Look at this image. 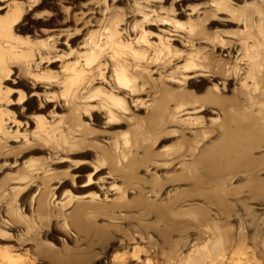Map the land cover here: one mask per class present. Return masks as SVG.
<instances>
[{
    "label": "bare ground",
    "instance_id": "obj_1",
    "mask_svg": "<svg viewBox=\"0 0 264 264\" xmlns=\"http://www.w3.org/2000/svg\"><path fill=\"white\" fill-rule=\"evenodd\" d=\"M37 1L38 0H27L25 2L27 3V5L30 4L29 6L32 5L31 7H33V6L37 5V3H36ZM216 1H218V0H216ZM0 2H2V0H0ZM25 2L24 3H16L13 0H10V2H9V0H7V2L4 3V4H6V6L0 8V11L1 10H7L5 12L6 17L0 18V31L2 33L15 35V32H14L15 23H16V20H18V18L22 15L21 10H22V6L25 4ZM134 4H133V6H134ZM139 7H136L134 12H132V13H133V15L140 17V20H136V19H132L131 21L124 20L123 17L125 15H121V16L119 15L120 16L119 18H117L118 16L116 18L114 16V18H115L114 19L113 16H111L112 12H111V14L109 13L110 17L108 16V18H105L104 19L105 23H104V25L102 24L104 30L102 31L103 28L100 29V31H102V32L98 33V34H96V32H91L92 37L90 38L89 41H87L85 43V48L83 49L84 50L83 53L81 55L77 56V58L75 59V61L73 63H71L69 65L66 64V65H63L61 67V68H63V71H62L63 76L62 77L60 76V78L57 75H54L49 70L39 69L40 64H45V65L47 64L48 66L52 65L53 63H55V59L57 58L56 54H53V52H50V53L48 52L49 54L52 53L51 56L49 54H47L45 56L43 54H41V47H40L41 43H39V45H38V48L40 47L39 51L36 50L38 53L33 51V50L32 51L31 50L24 51V52L22 50L20 51V49H23V48H20V46L18 44L17 45L19 46L20 49H17V50L11 46H6L5 44H4L5 46L2 44L0 45V102L6 101L5 103H3L6 106L7 105H9V106L17 105L18 101L22 98V97H20L19 99H17V102H14V100H13V102L9 101L8 96L11 92L9 90H4V88L1 87L2 81L5 82L8 79H10L8 77L11 73V68H12L11 66H15V67L20 68V70H19L21 72L20 73L21 74L20 79L24 80L26 78L27 80H30V81H27V83L29 85L31 83L35 82L33 84L35 87H38V89H39V87L42 88L41 87L42 82H43V84L46 83L43 86H46L47 83L48 84L50 83L51 87H52V84H53V88H54V83H56V85L59 84V86H61V89H58L59 94L56 95L55 93H53V94L46 93L45 94L46 97L45 96H43V97L47 103H52L53 101H55L56 98H58L57 100L60 99L61 101L63 99V102H62L63 105L59 106L57 103L56 107L57 108H61V107L64 108V107L68 106L67 114L69 113V115L71 116V117H69L70 119L66 118L69 120H66L64 116L61 117V118H59L58 122L54 123L53 125L50 124L51 122H48V121L46 122V120H44L42 117L41 118L37 117L36 131L32 132L30 136H28L26 134L25 135H19L18 134L19 132L17 131V129H18V127H20V125L18 126V123H15V121L14 122L9 121L10 123H14V126L15 125L18 126V127L16 126V130L10 131L11 127H9V125L6 126V124H5V121L9 120V117H10L9 112L5 108L0 107V155L3 154V152L1 153V151L4 148V144L6 143V140H8V139L12 140V138L13 139L21 138V140L25 143L24 146H26V144L28 142H30V140L32 141L31 143H33V141H42L43 143L49 145L50 149H53L56 153L65 152V154H66V152L68 154L69 152L73 151L75 149V147H73L74 148L73 150L72 149L70 150V148L73 145L76 146V144L78 142L81 143V141H82L81 146H79L80 143L77 144L78 147H82L83 144H85V143H90V145L87 144L86 148H89L88 146H90L92 149L94 148L95 151L97 152L98 157H99V159L98 158L97 159H98V162H100V164L97 163V165H101V164L103 165L105 163L108 165L109 169L107 171V175H108L109 179L114 180L113 177H114L116 172H123L125 177L129 178L131 176L130 174H132V172L130 173L132 166L134 169L136 168L135 167L136 165H133V163L135 161L134 159L136 158L135 154L132 156L130 155V158H129L128 157L129 153L127 154V152H126V150H124V148H122V150H121L119 148L120 145L118 147V144L115 145V143H114V145L116 147L115 150H117L118 153H120L119 157L120 158L121 157L127 158V159L129 158L128 164L125 166V170L119 171L117 168H115L114 163H113V160H115V158L107 151V149L105 147L99 146L98 144H94V142L91 144V142L87 141V137L93 135L94 131H93V128L90 126V124H86L84 121L81 122V119H80L81 113L80 112L82 111V118L88 117L87 115H90L91 118H93V120L102 118L105 121L104 124H106V123H109V124L120 123L121 124L123 119H125V121L126 120L130 121V122L132 121L131 125H129L130 129H128V131L130 130L131 133L134 132L133 135H136V136H133V137H136V138H137V136L139 137L142 134L141 131L145 132L143 134L145 136L147 134H149V137H151V139L153 138L152 136L161 137L160 135H162L164 133V131L167 134L166 131L168 130V127L170 126V127H173V129L175 128L173 134L177 133V135H178V138L177 137L176 138L179 141V143L177 145L179 147V149H177V148L175 149V151L177 150L176 151L177 154H175V151L172 152L176 156H173L172 154H170L172 156L168 155L167 158H165L167 153L166 154L164 153V155L160 154L158 156L156 155V152H155V155L151 154V151H152V153H154L153 150L150 151L148 148H145V147H148L149 144H151L149 142L148 146H145V147L143 146V148L147 149L148 151H146V150L144 151V149L142 150L138 145L140 150H142L144 152L141 155L142 157L140 156L138 159L136 158V160L140 159L139 161L142 164H145V166H147L146 163L149 164V162H152V165H154V164L157 165L156 163L160 162V164L163 165L161 167V169L164 168V166H167V168H168V166H171V165H174V166L178 165V167L175 166L178 169L180 167V170H181L180 175H177L178 179L180 181L185 180V181H187L186 183H188V181H190L191 186H189V187L190 188L192 187V189L195 191V195H197V197L198 196L201 197L203 199V201L207 203V205H210V207H211V205L218 207L216 209V211L218 210V213L221 216L228 219L227 217L229 215L230 206H232L233 203L230 200L231 201L230 202L231 205H230V203H228V201H227V197L229 198L230 195H233V196L235 195L236 197L239 198L240 195L238 196V194L240 192H238V191L241 190V188L239 187L240 185H243L245 183L244 185H246V188H247L246 191L248 190L249 192H254V193L257 192L258 193V191H260V190L261 191L263 190V192H264V178L260 177V174H262V171H264V161H263L264 159H262L263 156L260 157V155H259V157L254 156V152L256 150H257V152H259L262 147L264 148V9H259L256 11V13L254 11L253 13L256 14L254 17L249 16V18H248L247 15L245 14L246 17L248 18L246 21L248 23H250L249 30L247 29L245 31V34L241 38H239V40H236L235 43L232 42L234 40H230V39L225 40V39L221 38L222 36L221 37H219V35L216 36V34H217L216 32H215L216 34L213 35V34H210L206 31L200 29L201 26L198 23H196L197 20L196 21L192 20V19L187 20L188 19L187 17H185V18H187L186 19L187 23L181 24L180 26H178L179 29L178 28L175 29L174 27L168 29V31H167L168 37H164L163 35H161L158 38L155 37L156 41L152 42L149 40L151 34L148 33L147 31L143 30V26H144V24H149V23H151L150 25H153L154 23H157L158 25H163L162 23L168 19V17H166V13L164 14V12H166V11L163 12V10H162L163 7H162V9L160 7L159 11L158 10H145L146 8L145 7L143 8V6L140 8ZM132 8L133 7L130 8L131 11H132ZM170 9H172V8H170ZM128 10H129V8H128ZM191 10H194V9H191ZM191 10H190V16L192 13ZM226 10H227V8H226ZM118 11H120V13L125 12V10L124 11L118 10ZM131 11L129 10L128 13H130ZM160 11L163 12V14L165 16H163L162 13H161L162 14L161 15ZM235 11L229 12L232 17H236ZM248 12L249 11H247V13ZM120 13H118V14H120ZM128 13L126 15L128 17H130L128 15ZM171 13L172 12H170V14ZM194 13L196 14L197 12H194ZM172 14H174V13H172ZM133 15H131V16H133ZM186 15H188V17H189V14H186ZM204 15L206 16V15H208V13H204ZM127 16H126V18H128ZM167 16H168V14H167ZM196 16H197V14H196ZM182 17H183V15H182ZM193 17L194 16H192V18ZM241 17H243V16H241ZM243 19L244 18H241V20H243ZM102 21H101V23H102ZM243 24H244V22H243ZM198 25L200 26V28ZM176 26H177V24H176ZM60 32L58 34H60ZM5 34H4V36H5ZM8 39L10 40V39H12V37L10 36V38H7V41L5 38V41L8 42L9 41ZM16 39H18V38H16ZM49 39L50 40H47L49 43H46L43 45L46 48H48V50H49V48L54 49V46H53L54 42L58 38H56V37L54 38V36H53ZM12 40H14V37ZM5 41H4V43H5ZM14 42H15V40L13 41V43ZM16 42L18 43L19 39ZM174 43L179 45L182 49H178L177 47H175ZM14 47H17L15 43H14ZM53 51H55V50H53ZM220 51H221V54H218V53H220ZM222 52H225L226 55H223ZM36 61H38V62H36ZM48 66H46V68ZM149 66L155 68V70H160V71H158L159 74H157V78L151 77V73H155V72L152 70V68L150 69ZM105 71H106V74H105ZM66 72H67V75L64 76V73H66ZM152 76H153V74H152ZM31 80L33 82H31ZM198 80L202 83V85H199V91L201 90L202 94H197L196 92L191 90V87H193L194 84L196 82H198ZM10 81L12 83H15V82L18 83L19 80L14 82L12 79ZM218 81L220 83H218ZM40 83H41V85H40ZM103 84H105V85L103 86ZM95 85L96 86L99 85V86L96 87ZM232 85H233V87H234V85L236 87L232 88ZM172 86H175V88ZM230 86L233 90V91L231 90L232 95H224L226 92L230 91V89H229ZM30 88H32V86H30ZM43 88L45 89V87H43ZM67 90H69V92L71 93V94H69L71 99H69V96L66 93ZM124 93L126 94V96L129 97V98H127V100H126V96L124 95ZM71 95L73 96V98ZM140 95H142V96L145 95L148 98V100L143 101L144 99L142 100V98L139 97ZM31 96L38 98L39 95L36 92H34V93H32ZM91 103H94L95 105H92ZM130 105H132V107H134V106L137 107V109H138V107L145 105V107L147 108V109H145L147 111L145 114V117H143L142 120H139L136 117H134L132 114V115H129L128 117L125 116V118H124V114L126 112H129V107H131ZM133 111H137V110H133ZM66 117H68V116H66ZM89 119H90V117H89ZM130 122L128 124H130ZM166 127H167V129H166ZM132 130H134V131L132 132ZM168 131H170V130H168ZM138 132H140V135ZM128 134H130V133L128 132ZM170 134H172V133H170ZM170 134H168V136ZM19 136H21V137H19ZM165 136H167V135H165ZM142 138H144V137L142 136ZM138 139L140 140V137ZM147 139H145V141H144V139L142 140V141H144V145L147 143L146 142ZM154 139L156 140V138H154ZM211 139H213V140H211ZM133 140L135 141V139H133ZM12 141H14V140H12ZM19 142H21V141H19ZM153 142L155 143L154 140H153ZM22 143H20V144H22ZM35 143L38 145L37 142H35ZM39 143H41V142H39ZM139 143H140V141H139ZM139 143H137V144H139ZM142 143L143 142H141L140 144H142ZM154 143H152V144H154ZM11 147L12 146H10V148ZM150 147H151V145H150ZM6 148L9 149L8 146ZM17 148L19 149V147H17ZM21 148H23L22 145H21ZM139 148H138V150H139ZM263 148L261 149V151L263 150L262 152H264ZM47 149H49V148H47ZM75 150H77V149H75ZM135 150H136V146H135ZM8 151H10V150H8ZM8 151H7V153H8ZM14 151H15V149H14ZM7 153L6 154L4 153L3 155L4 156L9 155ZM11 153L12 152L10 151V154ZM51 154H52V152H51ZM131 154H132V152H131ZM3 155L1 157H3ZM50 156L53 157V155H50ZM133 156L135 157L134 159H133ZM161 157L165 158L162 160V162L161 161L157 162L158 161L157 159H156L157 161L154 160L155 158L161 159ZM62 158H64V157H62ZM58 160H61V159H58ZM1 162H3V161H1ZM137 164L140 165L139 163H137ZM155 165H154V168H156ZM159 166L157 165L156 169H160V168H158ZM174 166H172V167L174 168ZM44 168H46V169H35V170H30V172H26L25 170L23 171V170L19 169L22 171V173L21 174L19 173L20 175L18 178L16 176L17 180L22 181V184L26 188L29 186L31 187V185L33 187L36 180L41 179V183H40L41 185L40 186L43 185L44 189L40 188L41 190H43L42 192H40V193H42V194H40V196L35 193V195H37V199L34 200V204H36V207H35L36 210L34 212L38 211L36 213H39V212L42 213L46 209V207L50 206V204H48V206H47V192L50 190H53V189L49 190V188H50L49 184L51 185V182L49 183V181H52V179L49 180L47 178V175H46V177H44L45 176L44 174L46 172L49 173L50 170L47 167H44ZM137 168H136V170H137ZM128 169L130 171H127ZM174 169L176 170V173H177L178 169H176V168H174ZM38 170H40V171L42 170L39 174H43V175H41V176L39 175V177H37V175L35 173L36 176L34 178L36 179V177H37L38 179H36V180L34 179L35 182L32 183L31 181L33 180V176H34L33 173L37 172ZM47 170H49V171H47ZM94 170H95V168H94ZM136 170H134V173H133L135 175H136V172H135ZM21 171H18V172H21ZM174 173L171 174V175H173V176H171V178L174 177L177 179V176L175 177ZM238 173H240V176L244 175L245 180H244V182H242L238 186L240 188V190L237 187L238 191H236V189H234V191H232L229 187L231 185L232 180L237 179V181H238V179H239ZM263 174H264V172H263ZM52 175H53V173H52ZM54 175L56 176L57 174L54 173ZM55 176H53V177H55ZM169 176H170V173H169ZM180 176H181V179H180ZM134 177H135V179H137L136 176H134ZM134 177H132V180L134 179ZM154 177L155 176H152L153 181H151L153 183H154V179H155ZM50 178H52V176H50ZM166 178H170V177H167V175H166ZM87 179H88L87 183H89L90 177H88ZM158 179H160V178H158ZM169 180H171V179H169ZM38 181L40 182V180H38ZM165 181L166 180H164L163 184H161L162 181L159 183H156L157 181L155 180L156 186L158 184L159 188H157V189L159 191H163L162 189H164V186H165L164 184H166V182H167V181L166 182ZM173 181L174 180L172 179V182ZM134 182H135V180H134ZM122 183L127 184L125 182H122ZM153 183H151V186L153 189H151V188L149 189L151 191L157 190V189H154L155 186H153L154 185ZM169 183H171V181ZM176 183H178V182H176ZM182 183H184V182H182ZM20 185H19V187L18 186L14 187L11 190H19ZM38 185L39 184L37 183V186ZM109 185H110V187L106 188V190H105L106 193L108 191H114L115 190V186H111L110 183H109ZM169 185L170 184H168V186ZM244 185L242 186L243 188H244ZM161 186L163 187L162 189H161ZM179 186L180 185H178V187ZM186 186L188 187V184ZM2 187H3V185H2ZM187 187L185 188L186 190H187ZM21 188H22V186H21ZM29 188H27V189H29ZM38 188H39V186H38ZM38 188H37L36 192H38V190H39ZM123 188H125V186ZM2 189H1V191H3V190L5 191V188L3 190ZM41 190H39V191H41ZM177 190H180V189L177 188ZM177 190H176V194H178L180 192L179 191L177 193ZM183 190H184V188L182 189V191ZM123 191H125V190H123ZM184 191H183V193L185 194L187 191L186 192H184ZM248 191L246 193L247 195H249ZM115 192H116V190H115ZM231 192H234V193H231ZM51 193L52 192L50 191V194ZM123 193H121V194H123ZM152 193L154 195L156 192L154 193L152 191ZM160 193L158 192V194H156L154 196H157V195L159 196ZM65 194L67 195L66 192H65ZM148 194L150 195V192ZM190 194H192V193H190ZM190 194L186 198L192 197V196H190ZM240 194L242 196L244 194V192L242 193V191H241ZM246 194H244V195L246 196ZM261 194H262L261 196H264L263 195L264 193H261ZM21 195H22V193H21ZM35 195H33V196L31 195V197H33V199H34ZM66 195H65V197H66ZM171 195H174V193ZM258 195H260V193ZM258 195H256V197ZM0 196H3V194L2 195L0 194ZM38 196H39V198H38ZM49 196H48V198L51 197V196L50 197ZM261 196H259V198ZM145 197H143V198L146 200ZM169 197H171V196H169ZM172 197H174V196H172ZM197 197H196V199H193V197L190 199H193L195 201V200H197ZM199 197H198V200L200 199ZM7 198H8V196H7ZM104 198H106V196ZM171 198H169V199H171ZM183 198L185 200H187L185 198V196ZM246 198H248V197H246ZM252 198H254V200L256 199L255 197H252ZM259 198L257 197L258 200H259ZM1 199H3V197ZM6 199H5V203L6 202L9 203V201H6ZM147 199H149V198H147ZM7 200H9V198ZM79 200H81V199H76L75 202H77V201L78 202L74 203V207H72L73 210H71V212H70V215L72 216V219L74 220V223H76L75 225H77V226H78V224H80V221H81L80 219L82 218L83 215H87V213L90 211H93L94 213H95V211L99 212V208H100V204L95 202V201L98 202L95 194H91V196L87 200V202L85 201V202L80 203ZM118 200H120V199L118 198ZM181 200H183V199H181ZM189 200H187V201H189ZM201 200H199V201H201ZM247 200L249 201L250 199H247ZM254 200H253V202H254ZM31 201H32V198H31ZM66 201H67L66 204H69L72 201V198L69 197V195H68V198ZM122 201H124V200H122ZM173 201H172V203H173ZM199 201H197V202L200 203ZM15 202H14V204H8L9 206L6 209H4V208H2V206H4L2 204L3 202L1 203V201H0V203L2 205V206L0 205V207L2 208V209L0 208V240L1 241L5 240V238L8 235L5 232L6 229H10V228L14 229V227L17 224H19L21 220H23V219H25V217H27V216L23 215V209L21 208V206L16 205ZM48 202H50V200ZM101 202H103V201H101ZM155 202H156V205H159L157 203V201H155ZM165 202H167V201H165ZM175 202H176L175 204H177V201H175ZM189 202H192V201H189ZM263 202H264V199H263ZM117 203L118 202H116L114 200L113 204L115 206L117 205ZM145 203L146 202H144V204ZM153 203H151V205ZM162 203H163V201H162ZM162 203H160V205ZM164 203H163L164 206L162 205L163 207H161V206L156 207V205L154 203V205L156 207V212H157L156 214L159 213L161 216H168L170 208H169L168 204H166V203L164 204ZM172 203L170 206L171 208L173 207ZM179 203H178V205H180ZM192 203H190V205L193 207ZM235 203H238L239 207H240V204H241V206L246 204L245 201L242 202L241 199H239ZM256 203H257V201H256ZM32 204H31V206H32ZM105 204H107V203H105ZM110 204L112 206V202ZM147 204L149 205V202ZM147 204H146V206H147ZM182 204H183V202H182ZM51 205H53V204H51ZM183 205H180V206H183ZM195 205H196V202H195ZM207 205H204V206L206 207ZM29 206H30V204H29ZM176 206L174 205L173 208H175ZM200 206H203L202 203L200 204ZM204 206L201 208H204ZM250 206H252V205H250ZM186 207H188V205ZM235 207H237V206L233 207L234 208L233 211H236ZM253 207L254 206H252V208L245 206L244 211L248 214L250 212H252L251 214H253V210L255 209ZM52 208L55 209V207H53V206H52ZM52 208H51V210H52ZM62 208H63V206L61 207V211L63 210ZM148 208H150V207H148ZM152 208L154 210V206ZM176 208L182 209V207H176ZM194 208H195V206H194ZM197 208H199L198 204H197ZM197 208H195V209L197 210ZM207 208L208 207H206V209ZM190 209H192V208H190ZM206 209L202 210L203 211L202 213H204V211H205V214H206L207 213ZM208 209H211V208H208ZM251 209H252V211H251ZM257 209H258V207H257ZM259 209H260V207H259ZM262 209H264V208H262ZM185 210H187V208ZM188 210H189V208H188ZM188 210L184 211L185 216H186V213L188 212ZM142 211L143 210H141V212ZM170 211H173V210H170ZM175 211H178V213L180 212V214H182V211L180 209H176ZM199 211H201V209H198V212ZM214 211H215V209H214ZM110 212L111 211H109V213ZM208 212H209V210H208ZM236 212H238V211H236ZM94 213H92V214H94ZM171 213H173V212H171ZM178 213H176V214H178ZM188 213H190V212H188ZM33 214L36 215L35 213H33ZM39 214L36 216L39 217ZM45 214H46V216H44V217H47L48 213H46V211H45L44 215ZM51 214H52V211H51ZM142 214L145 215L146 213L142 212ZM176 214L174 213V215H176ZM205 214H204V216H206L208 213L206 215ZM213 214H215V213H213ZM52 215H54V214H52ZM52 215H50V216H52ZM67 215H69V214L67 213ZM89 215L92 218L91 214H88V216ZM210 215H212V214H210ZM220 215H218V216H220ZM237 215H238L237 218H240L239 214H237ZM253 215L259 216L258 213H257V215H255V212ZM40 216H41V214H40ZM171 216H173V215L171 214ZM198 216H200V214H198ZM202 216L203 215H201L199 217L200 220H201ZM209 216L207 215V218H209ZM99 217H100V215H99ZM101 217H103V219H104V215ZM109 217H111V215ZM134 217L137 218V216H134ZM242 217H244V215ZM31 218H34V217H30V219ZM62 218H66V217H62ZM84 218H82V219H84ZM115 218H117V217H115ZM141 218H142V216H141ZM164 218H166V217H164ZM164 218L162 217V219H164ZM175 218L177 219V217H175ZM207 218L205 217V220ZM258 218H260V217H258ZM119 219H121V218H119ZM119 219H118V221H119ZM144 219H145V217H144ZM248 219H250V218L248 217ZM33 220H35V219H33ZM42 220H44V218ZM108 220H110V219L108 218ZM213 220H212V222H213ZM239 220H241V218ZM244 220H247V219H244ZM258 220H260V219H258ZM258 220H256V222H258ZM41 221H38L37 223H39ZM85 221H86V219H85ZM92 221H90V222H92ZM30 222L33 223V221H30ZM66 222H64V223H66ZM163 222H165V221H163ZM170 222H169V224H171ZM178 222H180V220ZM260 222L261 221H259V223ZM24 223H25V221H24ZM108 223L109 222H107V224ZM145 223L147 224L149 222H145ZM159 223H160V221H159ZM194 223H195V221H194ZM194 223H193V225H194ZM90 224H92V223H90ZM195 224H197V223H195ZM241 224L243 226L245 225V223L244 224L241 223ZM253 224L255 225L254 222H253ZM28 225H29V223L26 224L25 227ZM33 225H34V223H33ZM33 225L26 227V229H30V227L32 228ZM35 225H36V222H35ZM43 225L44 224H42L41 227ZM164 225L165 224H163V226ZM171 225H173V224H171ZM242 225H240V226H242ZM45 226H46V224L44 225V227ZM48 226H49V224L47 225V227ZM146 226L148 227L149 225H146ZM157 226H159V225H157ZM160 226L158 228H160ZM243 226L241 227L242 230H244ZM247 226H248V224H247ZM249 226H250V224H249ZM35 227H33V228H35ZM65 227H67V225H65ZM69 227H70V225H69ZM149 227L151 228V224ZM172 227H173V230H172V232H173L174 226H172ZM199 227H200V225H199ZM244 227L246 228V226H244ZM73 228H75V227H73ZM85 228H86V226H85ZM155 228L157 229V227H155ZM155 228H153V230ZM196 228H197V226H196ZM249 228H251V227H249ZM253 228H255V227H253ZM37 229L33 230L34 232L33 231L32 232L37 233ZM140 229H141V227H140ZM168 229L169 228H167V230ZM200 229H202V228H200ZM239 229L240 228H238V230ZM259 229H260V227H259ZM85 230H89V228H87ZM85 230L83 229V231H85ZM165 230L166 229H164V231ZM176 230H179V229H176ZM190 230H192V229H190ZM261 230H262V227H261ZM261 230H259V231H261ZM141 231L142 230H140V232ZM259 231L256 229V232H258L260 234ZM24 232L27 233L26 230ZM7 233H8V231H7ZM25 233H23V235L27 236ZM33 233H31V234L34 235ZM163 233H165V232H163ZM170 233H168V234H170ZM10 234H12V233H10ZM77 234H78V232H77ZM87 234H88V232H87ZM100 234H102V233H100ZM216 234H217L216 232L213 233L212 240H210L211 242L210 241L203 242V244H201L200 246L199 245H193L191 247L192 248L191 251L187 254L180 253V252H182V250L179 251L180 249H178V247H176V249H178V250H175V248H174V250H172L173 252L171 251V249H170L171 252L170 251L169 252L162 251L161 253L164 256L165 260L167 261V263L166 262H164V263L165 264H244L242 261L243 258H241V256L245 255V254L241 250L240 251H238V250L230 251L228 253H225L224 251L219 252V249H221V248H219L218 242H220L221 239L218 238L217 237L218 235H216ZM83 235H84V233H83ZM260 235H262V234H260ZM140 236H141V234H140ZM170 236L171 235H169V237ZM176 236H177V234H176ZM8 237H9V235H8ZM31 237H33V236H31ZM148 237H150V236H148ZM257 237H258V235H257ZM33 238H30V239H33ZM9 239L11 240L12 238L9 237ZM13 239L12 240L15 243V246L17 247V249L22 250V249H24V246L26 244L29 245V243H26L28 240H26V238L24 239L22 235L18 234ZM166 239H168V238H166ZM40 240H41V238H40ZM150 240H152V239L150 238ZM257 240L258 239H256V240L254 239L255 243ZM165 241H164V243H165ZM185 241H187V240L185 239ZM225 241H226V239H225ZM234 242H232V244ZM40 243H42V242H40ZM75 243H76V241H75ZM175 243H176V241H175ZM226 243H227V241H226ZM258 243H259V240H258ZM47 244H49V243H47ZM174 244H172L171 246L175 247ZM182 244H184V243H181V245ZM65 245H68V244H65ZM37 246H39V244ZM37 246L35 247V249L36 248L38 249ZM50 246L52 247V245H50ZM172 247H170V248H172ZM256 247H257V245H256ZM14 249L15 248H12V247L0 249V264H30L31 259L28 257V253H25V257H24V256L20 255L18 252H16L17 249L16 250H14ZM52 249H53V247H52ZM46 250L48 251L47 247L45 248V251ZM23 251L27 252V249L23 250ZM257 252H258V250H257ZM261 252H262V249H261ZM263 257H264V255H263ZM259 263H260V261H259ZM142 264H153V263L151 262L150 259H145V260H143Z\"/></svg>",
    "mask_w": 264,
    "mask_h": 264
},
{
    "label": "rangeland",
    "instance_id": "obj_2",
    "mask_svg": "<svg viewBox=\"0 0 264 264\" xmlns=\"http://www.w3.org/2000/svg\"><path fill=\"white\" fill-rule=\"evenodd\" d=\"M13 1L16 3H24L27 0H13ZM6 2H7V0H2V2H0V8L5 7L6 4H4V3H6ZM9 2H10V0H9ZM36 3H37V5H35L33 7H31L32 5L29 6L30 4L27 5L26 2H25L26 5L24 4L22 6V10H21L22 15L20 14L21 16L18 18V20H16V23H15V30H14L15 35H10L7 33L5 34V33H2L0 31V45L5 44L6 46H11V47L15 48L16 50L23 48V49H20V51L22 50L23 52L29 51V50H31V51L33 50V51L37 52L36 50L39 51V49L41 47V54H43L44 56L49 54L50 52H53V54H56V56H57V58L55 59V63H53L52 65H49V66L47 64L46 65L40 64L39 69L49 70L54 75H57L59 78H60V76L61 77L63 76V72H62L63 68H61V67L63 65H66V64L69 65V64L73 63L75 61V59L77 58V56H79L83 53V51H84L83 49L85 48V43L87 41H89L90 38L92 37L91 32H96V34H98L104 30V28H103V25L105 23L104 19L108 18V16L110 17L111 12H112L111 16H113V18H114V16H115V18L117 16H118L117 18H119L121 15H125L123 17L124 20L131 21L132 19L140 20V17L133 15V13H132V12H134L136 7H139V6L142 7L143 6V8L144 7L146 8L145 10H158V11L160 10V7H161V9L163 7L162 10H163V12L166 11V12H164V14L166 13V17H168V19L162 23L163 25H158L157 23H154L153 25H150L151 23L144 24V26L142 25L143 30H145L151 34L149 40L152 42L156 41L155 37L158 38L161 35H163L164 37H168L167 31L169 28L174 27L175 29H177L178 26H180L181 24H186L187 20L192 19L195 21L197 20L196 23H198L201 26V28H200V26L198 25L200 29H202V30H204L210 34H213V35H215L217 33L216 36H218V35H219V37L222 36L221 38L225 39V40H229V39L234 40L232 42L235 43L236 40H239V38H241L245 34V31L247 29L249 30L250 23H248L246 21L249 18V16L254 17L256 15L255 13L257 10L264 9V0H218V1H216V0H213V1L212 0L211 1L210 0H105V1L104 0H38ZM133 4H134V6H133ZM131 7L134 8V9L132 8V11L130 9ZM128 8L131 11L130 13H128L129 12ZM170 8H172V9H170ZM226 8H227V10H226ZM191 9H194V10H191ZM118 10H121V11L125 10V12L120 13V11H118ZM190 10L192 12L191 16H190ZM6 11L7 10H1L0 11L3 13V15H0V18L6 17V15H5ZM231 11H235L236 17H232L230 15L229 12H231ZM247 11H249V12L247 13ZM254 11H255V13H253ZM163 12L160 11V14L161 13L163 14ZM170 12H172L174 14L171 13L172 14L171 15ZM194 12H197L196 13L197 16ZM118 13H120V14H118ZM127 13L130 17H128L126 15ZM204 13H208V15L205 16ZM164 14H163V16H165ZM167 14H168V16H167ZM186 14H189L190 18ZM245 14L247 15L248 18L246 17ZM131 15H133V16H131ZM182 15H183V17H182ZM126 16L128 18H126ZM192 16H194V17L192 18ZM241 16H243V17H241ZM185 17H187L188 19ZM241 18H244V19L241 20ZM101 21H102V23H101ZM243 22H244V24H243ZM176 24H177V26H176ZM100 29H102V31H100ZM59 32H60V34H58ZM4 34H5V36H4ZM10 36L12 37V39L14 37V40H15L14 43L16 44V46L18 48L14 47V43H13L14 40L10 39L11 40L10 41L8 39L11 43L9 41H8L9 43L6 42L7 38H10ZM53 36H54V38L56 37L58 39L55 40V42H54V45H53L54 49L49 48V50H48V48H46L43 44L49 43L47 40H50L49 38H51ZM5 38H6V41H5ZM16 38L19 39L18 43L16 42L18 40ZM3 40L5 41V43ZM39 43H41V44H40V47L38 48ZM17 44L20 46V48ZM174 45L178 49H182L176 43H174ZM53 50H55V51H53ZM218 54H221V51ZM222 54L226 55L225 52H222ZM49 55L51 56L52 53ZM36 62H38V61H36ZM46 66H48V67L46 68ZM11 67H12L11 73L8 77L10 79H8L5 82L2 81L1 87L4 88V90H9L11 92L8 96L9 101L13 102V100H14V102H17V99H19L20 97H22V98L18 101L17 105H11V106L7 105L6 106L3 104L6 101L0 102V107L5 108L9 112L10 117H9L8 121L7 120L5 121V124H6V126L9 125V127H11L10 131L16 130V126H17V125L14 126V123H10L11 121H13V122L15 121V123H18V126L20 125V127L17 126L18 127L17 131L19 132L18 133L19 135H25L26 134V135L30 136L32 132L36 131L37 117L38 118L42 117L44 120H46V122L47 121L51 122L50 124H52V125L54 123L58 122L59 118H61L63 116L65 117V119L71 117L69 115V113L67 114L68 106L64 107L65 109L62 107L61 108L56 107L57 103L59 106L63 105L62 104L63 99L61 101L60 99L57 100L58 98H56L55 101H53L52 103H47L43 97V96H45L46 93H49V94L55 93L56 95L59 94L58 89H61V86H59V84H57L58 85L57 86L56 83H54V88H53V84H52V87H51L50 83H49L50 85L47 83L46 86H43L46 83L43 84V82H42V85L40 83L42 88L39 87V89H38V87L34 86L33 83H35V82H33L32 80H31V82H33V83H31L29 85L27 83V81H30V80H27L26 78H25L26 80L20 79V76H21L20 73L21 72L19 71L20 70L19 67H15V66H11ZM149 67H150V69L152 68V70L155 72V73H151V77L157 78V74H159L158 71H160V70H155V68H153L151 66H149ZM105 74H106V71H105ZM152 74H153V76H152ZM65 75H67V72L64 73V76ZM12 79L14 82L18 81V80L19 81H18V83L17 82L12 83L10 81ZM218 83H220V82L218 81ZM104 85L105 84H103V86ZM199 85H202V83L198 80V82H196L194 84V86L191 87V90H193L197 94H202V91L201 90L199 91ZM30 86H32V88H30ZM98 86L99 85H97L96 87H98ZM43 87H45V89ZM172 87L175 88V86H172ZM235 87H236L235 85H234V87L232 85V88H235ZM232 88L230 86V88H229L230 91L226 92L224 95H232V93H231ZM34 92H36L39 95L38 98L31 96L32 93H34ZM66 93L68 94L69 99H71L70 95H69L71 93L69 92V90H67ZM124 95L126 96L125 93H124ZM139 97L142 98V100L144 99L143 101L148 100V98L145 95H143V96L140 95ZM72 98H73V96H72ZM127 98H129V97L126 96V100H127ZM91 104L95 105L94 103H91ZM130 106L131 107L128 106L129 112H126L124 114V118H125V116L128 117L129 115H132V114L134 117H136L139 120H142L143 117H145V114L147 112L145 110V109H147L145 107V105L141 106L142 108L138 107V109L135 106L134 107H132V105H130ZM133 110H137V111H133ZM80 113H81V117H80L81 122L84 121L86 124H90V126L93 128V131H94L93 135L87 137V141L91 142V144L94 142V144H98L99 146L105 147L107 149V151L115 158V160H113L114 167L117 168L119 171L125 170V166L128 164V159L130 158V155L132 156L135 154V157L138 159L145 150L148 151L145 148H148L150 151L153 150L154 153H152V151H151V154L155 155V152H156L157 156L160 154L164 155V153L165 154L167 153L165 158H167V156L170 154H172L173 156H176L175 154H177V152H176L177 150L175 151V149L176 148L179 149V147L177 146L179 143V141L177 140L178 135H177V133L173 134L174 129H175V128L173 129V127L169 126L171 129L168 127V130H170L171 132L167 130L166 131L167 134H166L164 131V133L162 135H160L161 137L152 136L153 137L152 139L155 141V143H154L153 140L151 139V137H149V134H147L145 136V135H143L145 132H142V131H141V133H142L141 135H140V132H138L140 135L139 136L140 140L138 139L139 138L138 136H137V138L133 137V136H136V135H133L134 130H132L133 133H131L130 130L128 131V129H130L129 125H131L132 121L131 122L127 121V120L125 121V119H123L121 124L120 123H118V124H116V123L104 124L105 121L102 118L93 120V118H91L90 115H87L88 117L82 118V111ZM66 116H68V117H66ZM89 117H90V119H89ZM69 119H66V120H69ZM129 122H130V124H128ZM166 129H167V127H166ZM128 132L130 134H128ZM170 133H172V134H170ZM164 134L167 136H165ZM168 134H170V135L168 136ZM142 136L144 138H142ZM19 137H21V136H19ZM154 138H156V140ZM133 139H135V141L137 143H139V141H140V143L141 142H143V143L137 144ZM143 139H144V141H145V139H147L146 140L147 145L146 144L144 145V141H142ZM12 140H14V141H12ZM12 140L11 139L6 140V143L4 144V148L1 151V153L3 152V154L4 153L6 154L8 150H10L12 153L10 154V151H8L7 154H9V155H5V156L3 154L0 155V167H1L0 168V192H1L0 194L1 195L3 194V196H0V201H1V203L3 202L2 204L4 206H2L1 203H0V205L2 206V208L6 209L9 206L8 204H14V202L16 201L15 204L18 206H21V208L23 209V215H25L27 217L24 216L25 219L21 220L20 223L18 222L20 225L17 224L14 227V229L13 228L6 229L5 232L12 239L15 238V236H17L18 234L22 235L24 239L26 238V240H28L26 243H29V245L25 243L26 245L24 246V249H22V250L17 249V247L15 246V243L13 242L14 239L10 240L8 235H7L5 240H3V241L0 240V249L12 247V248H15L14 250L17 249L16 252H18L20 255H22L24 257H25V253H28V257L31 259L30 264H142L143 260H145V259H150L153 264H165L164 262L167 263V261L165 260L164 256L162 255V253H161L162 251L169 252L170 249L172 251L175 248V250H178V249H180L179 251L182 250V252H180V253L187 254L191 251V249H192L191 247L193 245H199L200 246L201 244H203V242L212 240V236H213L214 232H216L217 233L216 235H218L217 237L221 239V241L218 242L219 248H221V249H219V252L224 251L225 253H228L230 251H235V250L240 251L241 250L245 254V255L241 256V258L244 259V260L242 259L244 264H250V263L251 264H258L259 261H260L259 264H264V257H263V255H264V251H263L264 250L263 249L264 248V245H263L264 244V239H263L264 238L263 237L264 236V222H263L264 221V216H263L264 215V209H262V208H264V204H263L264 203L263 202L264 196H261L262 195L261 193H264V192H263V190L262 191L260 190V191H258V193L257 192L254 193V192H249L247 190L249 192L248 193L249 195H247L246 194L247 188H246V185H244L245 183L243 184L244 188L242 187L243 185H240L242 182H244L245 176L244 175L240 176V173H238V178H239L238 181H237V179L236 180L234 179L235 181L232 180L229 188L232 191H234V189H236V191H238V188L240 187L241 190L239 188L240 191H238V192L241 193V191H242V193L244 192V194H246V196L244 194L241 196V194L239 193L238 194V196L240 195L239 198L236 197L235 195L234 196L230 195L229 198L227 197L228 203H230L232 201L233 205L230 206L229 215L227 217L228 219H226L225 217L221 216L218 213V210L216 211V209L218 207H215L214 205H211V207H210V205H207V203L204 202L203 199L199 196H198L200 198L199 200L202 199L201 200L202 202L198 200L197 195H195V191L192 189V187L191 188L189 187V186H191L190 181H188V183H186L187 181H185V180L180 181L178 179L177 175H180V173H181L180 167H179V169L177 168L178 165H175L177 167H175L174 165H171V166H168V168H167V166H164V168L161 169V167L163 165H161L159 161L162 162V160L165 159L164 157H161V159L160 158L154 159L155 161L158 160L157 162H159V163H156V164L158 166L160 165L158 167L160 169H156L157 165L154 164L156 167V168H154V165H152V162H149V164L146 163L147 166H145V164H142L139 161L140 159L136 160V158L133 156V159L135 158L134 159L135 161L133 160L134 161L133 165H136L135 166L136 168L138 167L136 170V168L134 169L132 166V168L134 170H136L135 171L136 175L133 174L134 170L132 168H131V171L129 169L127 171H130V173L132 172V174H130V175L132 177L136 176L137 179H135V177H134V179L132 180L131 176L129 178H127V177H125L123 172H116L114 177H113L114 180H111L108 178V175H107V171L109 169L108 165L106 163L103 165L102 164L97 165V163L100 164V162H98L99 157H98L97 152L95 151L94 148L92 149L90 146H88L89 148H86L87 144L90 145V143H85V144H83L82 147H78L77 144L80 143V142H78L76 144V146L73 145L70 148V150L71 149L73 150L74 149L73 147H75V149H77V150L74 149L75 151L73 150L71 152H69L70 151L69 150L68 151L69 153L67 154V152H66V154H65V152L56 153L53 149H50L49 145L43 143L42 141H33V143H31L32 141L30 140V142L27 143L28 145L26 144V146H24L25 143L21 140V138H18V139L12 138ZM211 140H213V139H211ZM19 141H21V142H19ZM35 142H37L38 145ZM39 142H41V143H39ZM149 142L151 144H149V146H148ZM20 143H22V144H20ZM81 143H82V141H81ZM81 143L79 146H81ZM114 143H115V145L118 144V147L120 145L119 148L121 150H122V148H124V150H126L127 154L129 153L128 159L119 157L120 153H118V151L115 150L116 147H115ZM152 143H154V144H152ZM21 145L23 146V148H21ZM138 145L142 150L144 149V151L140 150ZM150 145H151V147H150ZM7 146L9 149L6 148ZM10 146H12L11 147L12 149L10 148ZM135 146H136V150H135ZM143 146L144 147L148 146V147L143 148ZM17 147H19V149ZM47 148H49V149H47ZM138 148H139V150H138ZM14 149H15V151H14ZM261 149H260V151H261ZM174 151H175V154L172 153ZM260 151L257 152V150H256L254 152V156L259 157V155H260V157L263 156L262 159H264V155H263L264 152H262L263 150L261 152ZM51 152H52V154H51ZM131 152H132V154H131ZM2 155L4 158L1 157ZM50 155H53L54 158ZM172 155H170V156H172ZM62 157H64V158H62ZM58 159H61V160H58ZM1 161H3V162H1ZM137 163H139L140 165H138ZM172 166H174V168L178 169L177 173H176V170ZM44 167H47L50 170L49 173L46 172L44 174L45 175L44 177H46V175H47V178L49 180L52 179V181H49V183L51 182V185L49 184V186H50L49 190L53 189V190H50L53 194L51 193L52 194L51 195L50 191H48L49 193L47 192V206H48V204H50V206L46 207V209L42 213L39 212L42 216L41 217L39 213H36L38 211L34 212L36 210V208H35L36 204H34V200L37 199V195L40 196V194H42V193H40L43 191L41 189H44L43 185L40 186L41 185L40 184L41 179L37 178V177H39V175L40 176L43 175V174H39L42 170L41 171L38 170L37 172L33 173L34 176L32 175L33 180L31 182L32 183L35 182L36 179L40 180V182L38 180H36L33 187H32V185H31V187L29 186L30 188L27 187L29 189H27L22 184V181H18L17 178L22 173L21 170H23V171L25 170L26 172H30V170H35V169H46ZM94 168H95V170H94ZM19 169H21V170H19ZM49 170H47V171H49ZM18 171H21V172H18ZM168 172L170 173V176H169ZM263 172L264 171H262V174H260V177H262V178H264ZM35 173L37 175L36 179L34 178L36 176ZM52 173H53V175H52ZM54 173H56L57 175L55 176ZM173 173H174L175 177L177 176V179L174 177L171 178V176H173L171 174H173ZM166 175H167V177H170V178H166ZM16 176H17V178H16ZM50 176H52V178H50ZM53 176H55V177H53ZM152 176H155L154 177L155 178L154 183L151 182V181H153ZM88 177H90L89 183H87ZM157 177L160 178L161 180L158 179ZM169 179H171V180H169ZM172 179L174 180L173 182H172ZM180 179H181V176H180ZM134 180H135V182H134ZM155 180L157 181L156 183H159L162 181L161 184H163L164 180L167 181V182L165 181L166 184H164L165 185L164 189H162L163 185L161 186V189L163 191H159L157 189L159 187H158V184L156 186ZM170 181L172 184L169 183ZM122 182H125L127 184H124ZM176 182H178V183H176ZM182 182H184L185 184ZM37 183L39 184L38 185L39 188L37 186ZM109 183L111 184V186H115L116 192L114 190V191H108L106 193V191H105L106 188L110 187ZM151 183H153L154 184L153 186L156 187V188L154 187V189H157V190H152L154 193L156 192L154 195L158 194V192L159 193L161 192L159 194V196L157 195L158 197L154 196L152 191L149 190L150 188L153 189L151 186ZM168 184H170V185L168 186ZM187 184H188V187L186 186ZM2 185H3V187H2ZM19 185H20L19 190H11L14 187H17V186L19 187ZM178 185H180V186L178 187ZM21 186L24 190L21 188ZM124 186H125V188H123ZM186 187H187V190L185 189ZM2 188L3 189L5 188V191ZM37 188L41 191L38 190V192H36ZM177 188H179L180 190H177ZM183 188L185 190V191L183 190L184 192L187 191L185 194L182 191ZM1 189L3 191H1ZM175 189L177 190V193L179 191L180 192L178 194H176ZM123 190H125V191H123ZM148 191L150 192V195L152 194L151 196L148 194L149 193ZM65 192L67 193V195L65 194ZM21 193H22V195H21ZM35 193L37 195H35ZM121 193H123V194H121ZM173 193H174V195H171ZM190 193H192V194H190ZM231 193H234V192H231ZM259 193H260V195H258ZM91 194L96 195V199L98 200V202L97 201H95V202L100 204L99 212L95 211V213H94L93 211H90L87 213V215H83L84 217L85 216L87 217L88 214H91L92 218L90 217V215L88 216L89 218L87 217L88 219L86 217L84 218L82 216V218H84V219L81 218L80 224H78V226H77V225H75L76 223H74V220L72 219V216L70 215L71 210H73L72 207H74V203L78 202V201L75 202L76 199H81V200H79L80 203L85 202V201L87 202V200L90 198ZM189 194H190V196L193 197V199H196V197H197V200L194 201L193 199H190L192 197L186 198L187 196H189ZM31 195L32 196L35 195L36 197L34 196V199H33V197H31ZM65 195L67 198H68V195H69V197L72 198V201L69 204H66L67 198L65 197ZM256 195H258L257 196L258 198H259V196H261L259 198V200L257 199ZM7 196L9 198V200H7L8 199ZM39 196H38V198H39ZM48 196L50 198H48ZM105 196H106V198H104ZM169 196H171V197L174 196V197L171 198ZM184 196L187 200L190 199L189 201H192L193 203L185 200L183 198ZM2 197H3V199H1ZM30 197L32 198V201H31ZM117 197L120 200H118ZM143 197H145L146 200ZM246 197H248V198H246ZM252 197H255L256 199L254 200V198H252ZM147 198H149V199H147ZM169 198H171V199H169ZM5 199H6V201H9V203L8 202L5 203ZM181 199H183V200H181ZM239 199H241L242 202L245 201L246 204L243 206H241V204H240V207H239V204L235 203ZM245 199L246 200L250 199L249 200L250 202L248 200L246 201ZM49 200H50V202H48ZM114 200L118 203L120 202L119 204L117 203V205H116L117 207L113 204ZM122 200H124V201H122ZM164 200L167 201L168 203L165 202ZM253 200L255 203L253 202ZM101 201H103L104 203ZM155 201H157V203L159 205H156ZM162 201H163V203L165 202L166 204H168V206L170 208L168 216H161L159 213H158L159 215L156 214L157 213L156 207L157 206H161V207L164 206ZM172 201H173V203H172ZM175 201H177V204H175L176 203ZM197 201H199L200 203H198ZM256 201L258 204L256 203ZM109 202L110 203L112 202V206ZM144 202H146V203L144 204ZM148 202H149V205L147 204ZM153 202L155 203L156 207H155ZM159 202L162 204L160 205ZM182 202L184 205L182 204ZM195 202H196V205H195ZM105 203H107V204H105ZM151 203H153V204L151 205ZM171 203H172L173 207H174V205L175 206L177 205L176 207H182V209L176 208V207L175 208L172 207L173 208L172 209L170 207ZM178 203L180 205H183V206L178 205ZM190 203H192L193 207L190 205ZM201 203L203 206L207 205L206 207L211 208V209H208V208L206 209L205 206H204V208H201V207H203V206H200ZM29 204H30V206L32 204V206L30 207ZM51 204H53V205H51ZM146 204L150 208H148L146 206ZM197 204H198L199 208H197ZM185 205L186 206L188 205V207H186ZM230 205H231V203H230ZM250 205L254 206L253 208H255L253 210V214L255 212V215H257V213H258L259 216H254L253 214H251L252 212H250V211H249L250 212L249 214L244 211L245 206L252 208V206H250ZM52 206L55 207V209H53ZM62 206H63V208H62L63 210L61 211ZM153 206H154V210L152 208ZM194 206H195V208H197V210L194 208ZM234 206H237V207H235V210L238 212L233 211ZM256 206L258 207V209ZM259 207H260V209H259ZM51 208H52V210H51ZM184 208L185 209L187 208V210L189 208L188 212H190V213L187 212L186 216L184 214L185 213L184 211H187V210H185ZM190 208H192V209H190ZM140 209L143 210L142 211L143 213H146L145 214L146 216L144 214H142ZM176 209H180L182 211V214H180V212L178 213V211H175ZM198 209H201V211L198 212ZM205 209L207 210L206 212L208 214L207 213L206 214L208 216L210 214H212L209 216V218H207L205 211H204V213H202L203 212L202 210H205ZM214 209H215V211H214ZM170 210H173V211H170ZM208 210H209V212H208ZM45 211H46V213H48L47 217H44V216H46V214L44 215ZM51 211H52V214H54V215L51 214ZM109 211H111V212L109 213ZM251 211H252V209H251ZM32 212L35 213L36 215L39 214V217L34 215ZM171 212H173V213H171ZM67 213L69 215H67ZM92 213H94V214H92ZM174 213L175 214L178 213V214L174 215ZM213 213H215V214L217 213V214L215 215ZM49 214L52 216H50ZM109 214L111 215V217H109L110 216ZM171 214L173 216H171ZM198 214H200V216L203 215L201 220H200V218H199L200 216H198ZM204 214L206 216H204ZM237 214H239V217L241 218V220H239L240 218H237L238 217ZM99 215H100V217H99ZM103 215H104V219H103V217H101ZM218 215H220V216H218ZM243 215H244V217H242ZM134 216H137V218ZM141 216H142V218H141ZM30 217H34V218L30 219ZM62 217H66V218H62ZM113 217L114 218L117 217V218L114 219ZM144 217H145V219H144ZM162 217L163 218L166 217V218L162 219ZM175 217H177V219ZM205 217L208 219V220L206 219L207 221L205 220ZM248 217L250 219H248ZM258 217H260V218H258ZM41 218L42 219L44 218V220H42ZM108 218L110 220H108ZM119 218H121V219H119ZM33 219H35V220H33ZM85 219H86V221H85ZM118 219H119V221H118ZM157 219L160 221V223ZM244 219H247V220H244ZM255 219L256 220L260 219V220H258V222H256ZM179 220H180V222H178ZM212 220H213V222H212ZM24 221L26 224L29 223V225L26 227L33 225V223H34L33 227H35V226L36 227L35 228L30 227V229H26V227H25L26 224L24 223ZM30 221H33V223H31ZM38 221H41V222L37 223ZM90 221H92V222H90ZM163 221H165V222H163ZM194 221L198 225L195 224ZM259 221H261L262 223L261 222L259 223ZM35 222H36V225H35ZM64 222H66V223H64ZM107 222H109V223L107 224ZM145 222H149V223L146 224ZM169 222L173 225L169 224ZM253 222L255 223V225L253 224ZM90 223H92L93 225ZM193 223H194V225H193ZM241 223H243V224L245 223L244 226H246V228ZM40 224L41 225L46 224V226L44 227V225H43L41 227ZM48 224H49V226L47 227ZM64 224L67 225L68 228L65 227ZM150 224H151V228L149 227ZM163 224H165V225L163 226ZM247 224H248V226L250 224L249 227H251V228H249L247 226ZM69 225H70V227H69ZM146 225H149V226L147 227ZM157 225H159V226L161 225L162 226V227L160 226L161 229L158 228L159 226H157ZM199 225H200V227H199ZM240 225L243 226L244 230H242V228H241L242 226H240ZM85 226H86V228H85ZM165 226L167 228H169L168 229L169 231L167 230V228ZM172 226H174L173 232H172V230H173ZM193 226L195 228L197 226V228L195 229ZM252 226L255 228H253ZM73 227H75V228H73ZM140 227H141V229H140ZM155 227H157L158 230ZM187 227L188 228L190 227V228L188 229ZM259 227H260V229H259ZM261 227H262V230H261ZM87 228H89V230H85ZM153 228H155L156 230L155 229L153 230ZM163 228L166 229L168 232L166 230L164 231ZM200 228H202L203 230ZM238 228H240V229L238 230ZM36 229H37V233H33L34 232L33 230H36ZM83 229L85 231H83ZM176 229H179V230H176ZM190 229H192L193 231ZM256 229L258 231L261 230L259 232L262 235H260L258 232H256ZM25 230H26V232L28 230L29 231L27 233H25L24 232ZM140 230H142V231L140 232ZM7 231H8V233H7ZM76 231L78 232V234ZM87 232H88V234H87ZM163 232H165V233H163ZM10 233H12V234H10ZM23 233H25L27 236H24ZM31 233H33L34 235H32ZM83 233H84V235H83ZM100 233H102V234H100ZM168 233H170V234H168ZM140 234H141V236H140ZM176 234H177V236H176ZM30 235L33 236L34 238L31 237ZM169 235H171V236L169 237ZM257 235H258V237H257ZM148 236H150V237H148ZM30 238H33L35 241L33 239H30ZM40 238H41V240H40ZM150 238L152 240H150ZM166 238H168V239H166ZM184 238L187 241H185ZM253 238L255 240L258 239L259 243H258V240L255 243ZM225 239H226L227 243H226ZM75 241H76V243H75ZM164 241H165V243H164ZM175 241H176V243H175ZM40 242H42L43 244ZM180 242L184 243V244L181 245ZM232 242H234V243L232 244ZM47 243H49V244H47ZM38 244H39V246H37ZM65 244H68V245H65ZM172 244H174L175 247L174 246L172 247L171 246ZM50 245H52L53 249ZM256 245H257V247H256ZM36 246L38 247V249L37 248L35 249ZM46 247H47L49 252L47 250L45 251ZM170 247H172V248H170ZM176 247H178V249H176ZM26 249H27V252L23 251ZM261 249H262V252H261ZM257 250H258V252H257Z\"/></svg>",
    "mask_w": 264,
    "mask_h": 264
},
{
    "label": "snow or ice",
    "instance_id": "obj_3",
    "mask_svg": "<svg viewBox=\"0 0 264 264\" xmlns=\"http://www.w3.org/2000/svg\"><path fill=\"white\" fill-rule=\"evenodd\" d=\"M0 15H3V13H2V12H0Z\"/></svg>",
    "mask_w": 264,
    "mask_h": 264
}]
</instances>
